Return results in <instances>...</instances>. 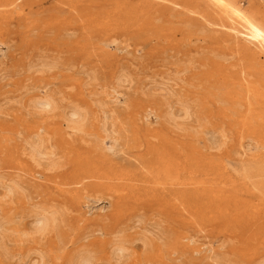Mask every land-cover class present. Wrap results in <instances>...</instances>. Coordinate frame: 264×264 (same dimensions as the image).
I'll list each match as a JSON object with an SVG mask.
<instances>
[{
    "label": "rangeland",
    "instance_id": "374dc122",
    "mask_svg": "<svg viewBox=\"0 0 264 264\" xmlns=\"http://www.w3.org/2000/svg\"><path fill=\"white\" fill-rule=\"evenodd\" d=\"M77 1H81L82 2L81 5H84L85 0H32V1L19 0L13 3L10 7L6 8L5 9L7 10L6 13L3 14L0 13V43L3 41L0 44V99L3 100L2 102L0 100V106L3 105V102L5 100L8 101L9 98L10 99L16 98V101L20 100L19 103H22L21 105L19 104L20 105L19 107L17 104H15V106L17 107L14 106L15 108L12 109L13 111L12 110L10 111L11 115L9 114V112L7 113L3 112L5 115L0 114V137L2 136L0 138V183H1L0 193L1 194L5 193L6 191L5 189L8 186L12 185L13 183L19 185L18 192L15 194V196L17 197L19 196V198L15 197L16 199L14 198L15 200L14 203L13 201L6 203L5 206L3 207V210H0L1 213L0 215L2 214L6 215L7 213V216L3 215L4 217H6V219H8L6 220V224H5L8 226L7 228L5 226V228L8 230L9 233L11 232L10 234L12 236H16L14 233L15 231L18 232L21 231L20 233H24L25 230L29 229L30 226L28 223H30L32 220L30 215L31 211H34L37 208L39 209V207L41 206L51 207L53 206V204L56 207L60 205H65L68 208L66 217H64L65 223L60 224L62 225V227H60V225L57 227L55 226V228L52 229V231H50L48 234L38 235L36 239L28 240L22 238L23 239L22 241L21 239L19 240L22 243H20L19 241H15V239L18 238L17 236L15 239L8 237L7 239V244L9 245L8 247L14 252L12 253L15 255V258L12 260V262L9 263L23 264L25 262V264H29L30 261L36 260L37 264H58L59 262H62V264H66L67 259L71 257L74 253H76L77 250L83 248H90L93 246L99 248L101 247L99 244L102 243L103 244L102 252H103L107 243L112 238V236L124 234L127 236V239L132 243L133 247H132V252L130 253L129 256L130 260L125 259L124 261H121V264L122 263L139 264L140 263L139 261H141L140 264L143 263L144 264H153V263L154 264H219V263L220 264H243V263L256 264L259 258L264 257V240H263L264 238H262L264 236L263 235L264 214L261 213L262 217H260V215L255 216L253 215L252 209H250V212L247 211L246 213H244L242 211L241 213L236 214L232 212V209L230 208L228 210L225 209L221 215H215V213L212 212L214 211L212 209L207 210L206 212H201V211L194 212L193 210H188V209L186 210L187 203L177 202L180 203L177 204L175 202L177 204V207L175 208L171 207V211H170V206L172 203H174L173 202L174 200L171 196L166 195L163 201L164 205L162 206L161 209V210L164 209L166 210L165 212L166 214H164L160 209L156 207L157 205L156 196L155 195L145 196V193L143 192L142 189L140 190L141 191L139 197L140 200H138V202H135L134 200L132 201L133 203L124 207L117 206L115 204L116 199L112 195L108 196L102 193L101 191L90 190L89 188H88L89 190L86 189V191H84L86 197L85 200L81 196H80L81 198L79 196L78 197L73 196L74 194H70L72 195L71 197L68 196L66 197L65 195L60 193L61 190L67 188L69 190H72V192H74V185L72 184L73 180L77 178V176L78 178H80L82 177V175H85L86 170L88 169L86 166H84L85 162L80 163L78 161L79 159H77L78 157H76V151L77 150L92 151L96 149L95 147L97 146V144L92 142V140L84 137V135L82 137V134L77 133L76 136L75 135L69 136V134H72V132L66 129V125H64L60 121V118L54 119L53 122L50 123L51 127L49 133L45 135V137L49 141L48 143L50 145L49 144L48 145L52 149V152L53 150L56 152L54 158L60 160V156H61V163L59 164L63 168L57 167V168L49 169L47 168L46 165H43L45 164L44 160H42V162L39 161L38 163L37 161L36 163L33 162V164L28 161L27 156L25 155V153H23L22 145L24 144L25 137H27V133L31 131V128L36 126L33 125V123L34 124H36V122L37 124L39 123V120L34 119L33 117H32L33 119H31V115H30L31 112L30 110H28V108H23L25 106V105L23 106V104H26L25 102L31 96H33L34 94L37 95V93L38 95H43L45 94V91L48 93L49 92L52 93V90L53 92L54 90H56V92L58 90V93H60L64 98L63 100L65 101V105L69 103H78V102L79 105H85V106H90L91 104L93 106V107L91 106V108L100 113L101 109L110 111L114 107V105L112 104L110 105L106 103L104 104V102L108 103L109 102L108 98L112 99L114 95H116L121 91L122 93L120 92L119 94H117L118 96L117 100L119 99L118 101H120L121 104H119L118 108L116 109H118L119 111L122 110L126 114L130 113V115L133 116L132 118L136 120V123L141 130L140 141H142V139L144 141L143 135L145 134L147 135L149 133L150 134L161 133L170 136L171 138L173 137L174 140L179 142L181 146L180 148L183 150H186L188 146L183 148L184 146L182 147V145H189V146H192V144L195 145L197 150L196 153L197 155L194 156L195 158L193 163L191 164L188 163V165L191 166L193 165V166L191 168L187 167L185 173L181 175L183 181L186 180V182H190V180L194 178L195 180L204 182V185L206 187H210L212 189L216 188L215 190L219 192L222 191L228 192L227 190L231 189L232 187L235 190H238L235 191V194H237L239 198L243 200L245 199V197H247L246 199L250 200L251 205L257 206L260 203H263L262 201L263 197H261L262 196L261 194L254 192L252 195H248L245 192H243L244 190L249 189L250 186L249 182L240 180L228 167L225 166L227 162H230L232 165H237L239 164L238 162L243 159L250 158L251 156L253 157V156L261 155V153H263V150L260 149L261 148L260 138L245 135L246 131H244L245 132L244 134L243 130H240V125L239 126L236 125L237 123H235V120L234 122L231 121L232 123L229 122V125L223 123L220 113H224V112L228 113L227 110L229 108L230 101L200 102V101H204L203 94L206 91L212 92L214 90L217 91L219 89V83H218L219 81L216 79L217 77L216 78L213 77L214 76L213 65H212L213 62L221 65H225V67L229 69L228 70L229 72L235 70L234 69L235 67L233 68V66L238 64V62L234 57L233 58L231 57L233 55L232 49L236 47L237 42L244 46L245 43H243L242 41L241 42L237 41L234 37V34L229 31H222L220 28L212 25L210 26L204 25L206 27L205 28L204 26H200V24H195L194 29H192V31L191 30L188 31V34H190V36L188 37L189 38L192 37V39H189L186 36V38H184L185 40H182L181 37L178 35L175 39V42L174 41L172 42V39L170 38L169 39L167 37L158 38L157 36L150 35L149 33L148 34L143 33L139 35L135 34L131 36L128 33L130 31H134V29L132 28L129 29L128 32L125 31L126 33H122V32L120 33L119 30L113 33V29L111 27L113 25L108 23L106 20L107 19L106 15L110 13L113 9L112 1L101 2L99 7L95 8L94 10H89L87 8L82 7L79 8L77 12H73L71 7L74 6ZM117 1H120V4L123 7L127 6L129 8L143 3V0H117ZM238 2L242 8H245L248 5V3L251 2L254 3L256 6H258L262 11H264V0H238ZM1 4H2V0H0V5ZM1 10L2 8L0 7V11ZM17 11L20 14L17 13ZM92 16L102 18L101 24L105 23L104 27L101 26L100 24L101 30H100V34L98 35L93 33L92 25L86 23L87 19ZM31 19L36 20L38 23V25L32 29L25 26L27 24L26 22L29 23ZM49 22H52V24L47 25L46 23ZM24 23L26 24L24 25ZM190 32L193 34H191ZM103 37L104 38L107 37V39L106 38L104 39ZM94 39L96 40L95 42L92 41ZM188 39L190 40L191 43L189 42ZM89 43L91 44V46H89ZM93 43L95 44L93 45ZM116 46L118 48H116ZM90 48H92L93 50H90ZM98 48L101 50H98ZM123 49L126 50L123 52L122 51ZM119 50L122 52H120ZM251 50L253 51L254 49L252 48ZM230 52L232 53L230 54ZM93 55L96 56L94 57ZM221 57L223 58L221 59ZM262 60H264V58ZM47 63L48 65L51 66L54 64L53 68L49 69L45 67L47 66ZM42 64H45L44 70L47 71L46 73H44L45 71H42L43 70ZM36 68L41 70H36L34 72ZM117 75L121 77L124 76L127 83L122 82V84H118V86H116L114 78ZM96 76H98L99 78L97 79ZM35 82H37L39 86ZM33 83L35 84V86ZM29 84L30 85L32 84V86H30ZM83 84L86 86H83ZM126 84H128L129 86ZM165 85H168V87ZM102 86H104V88ZM194 86L197 87V89ZM30 87H32L33 89L29 90ZM143 87L145 88L142 89ZM26 88L28 91L26 90ZM140 89H142L141 93H140ZM112 90L113 91L115 90L116 92L114 91L115 92L114 93L112 92ZM67 91L70 93H68ZM196 97L198 99H196ZM138 98L140 99L143 98L144 100L143 99L140 100ZM169 98L170 99L172 98V100H169ZM188 98H190V100ZM94 100L97 103H95ZM154 101H156L157 103L155 102L156 103L155 104ZM173 101H175V104ZM102 102L104 106L101 104ZM186 102L187 103L189 102L190 105L192 104L191 105L192 108L195 102L205 104V105L202 104L201 107L204 106L207 107L206 111L203 110V112L206 115V120H205V123L207 122L205 124L206 128L199 130L198 132L200 133L190 134V132L183 130L186 128L188 130L191 128L192 130L193 129L192 127L195 128L198 125L197 117L199 114H198V110L196 111L195 108L193 109L191 108L193 111L190 110L191 111L190 116L186 118V120L182 119V115H181L182 113L180 112V109H182V107H185L187 105ZM217 102L219 103V105ZM160 103L162 105L164 104L165 105L162 106ZM223 104H225V106ZM235 107H236L235 109L240 112L241 111L246 112L249 106L242 105L241 107H243V109L241 110L240 108H238L239 106H235ZM256 107L257 106L255 105L254 106L255 110ZM147 108L148 110L150 109V111H147ZM129 109H131V111ZM24 110L25 112H23ZM145 111L147 113L149 112V114L146 115V113H144ZM194 111L197 113H195ZM175 112L178 115L180 114L179 117H181L178 118V121L180 122L179 125L182 122H184L180 126L179 125L173 126L174 124L171 122L167 123L168 121L167 118L170 117L166 116V113H175ZM18 114L21 116L19 117ZM195 115L197 116L195 117ZM146 116L147 119L146 120L144 119L143 121V117L145 118ZM24 117H25V121H24ZM234 118L236 119L237 116H234ZM14 122L17 125H15ZM183 124L186 126H184ZM188 125L192 127L189 128ZM58 129L60 130L58 131ZM109 129L110 126L109 128L107 126V130ZM215 129H217V131ZM263 129L260 130L261 133L260 135L262 136H264ZM209 131H214V132L216 131L217 134H212V133L210 134ZM204 132L205 133L207 132L208 134L205 135ZM221 132H223L225 135V138L223 140L221 139ZM110 134L112 137L110 136ZM102 136L105 137V139L107 138L106 140H104V146L102 148L98 147L97 149L98 151L94 150L95 151L94 157L96 160H98L96 166L98 167L99 171L105 170L104 168L109 166L126 168L127 167L126 163L123 161L124 158H122L124 157V152L126 150L125 146L122 143L119 142L116 143L117 136L111 130L102 133ZM242 136H244L246 140L245 139L241 140ZM209 138L211 139L209 140ZM3 139L6 140L4 141ZM8 139L11 141H7ZM113 139L115 143L113 142ZM206 139L212 142L211 144L212 147L210 146V149L208 148V150L206 148L208 147L207 146L208 144L205 142ZM108 140L110 141L108 142ZM6 141L7 144H5ZM151 142L154 143V140L151 139ZM242 142L243 144L245 143L244 144L245 147L243 148L240 147ZM249 142L252 145H250ZM214 143L217 146V148L214 146ZM107 144L108 146H106ZM118 144L121 146V148ZM109 147L113 149L111 150ZM114 147L117 149L118 152L121 149L122 150L120 151V153H118L116 149H114ZM246 147L249 149H247ZM107 149H110L111 152ZM200 149L201 150L203 149L202 150L203 152ZM113 151L116 152L114 153ZM185 154L187 153L183 152L182 157H185L186 156ZM102 159L106 160L105 161L106 165L103 164L102 161H100ZM111 168L112 167H110V169ZM76 169L77 170L79 169L78 171L79 173L74 174L73 172L74 170L76 171ZM81 169L82 172H80ZM132 170H134L135 172L136 167H133ZM33 173L35 174L37 173V174L35 175ZM87 184H88V180H84L83 185L86 186ZM26 188L27 190H25ZM96 192H98L99 194ZM26 194L30 197L26 196ZM88 198H89V202L87 200ZM30 199H33V201ZM43 201H45L46 203L48 202L49 204H45ZM39 202L40 203L43 202L44 204L43 203L37 204ZM84 202H88L89 204L87 205L88 207H85L86 209L83 206ZM208 203L209 202L206 200V204L202 201L200 205L202 204L203 206H206L208 205ZM90 205L92 206L90 207ZM21 206L23 209L21 208ZM93 206L94 208H92ZM17 208H19L20 210L18 211ZM15 212L18 215L15 214ZM117 214H119V217H117ZM82 216L84 217V219ZM239 216L241 217V220H239L240 219ZM84 220H86V222H84ZM87 220L90 222H88ZM81 221L83 222L81 223ZM9 222L11 223L10 225ZM77 222L80 223V225ZM235 222L236 223L238 222V224H236ZM77 226L79 227V229L80 228L81 229L79 230ZM68 227L69 228L71 227L70 228L71 230ZM162 227H165L166 230H170V229H171L170 231L174 230L178 235L180 234L181 237L182 236L187 237V235L189 237V238L187 237L188 239H186L183 243H181V245L175 250L174 255L172 253L174 251L173 250L174 248L171 246L170 243L168 242L165 243V241H167L163 237V230L165 229ZM159 229L161 231H159ZM56 230L57 231L59 230V232L56 233ZM78 231L80 233H78ZM157 234L159 236L155 238ZM259 236L262 237L258 238ZM59 239H63V240H59ZM78 239H79L78 241L79 243L76 241ZM11 240H13L14 242L13 241L11 242ZM58 240L61 243H63V245L60 244ZM136 242L137 244L134 245V243ZM12 243L13 244L15 243L14 244L15 247L14 246L11 247V245H13ZM16 245L22 247H18ZM61 245L65 247H62ZM163 245H165V247H163ZM194 247H195L194 249L195 251L193 250ZM255 247L258 249L260 248L261 251L258 249H254ZM251 248L253 252L251 251ZM142 250H144V252ZM148 250H150L151 252L150 251L148 252ZM250 251L252 252V254L250 253ZM33 252L35 254H33ZM145 253L146 256H144ZM156 253L161 255L162 259L163 258L164 259L163 260L161 259L159 261L155 260L154 256L156 255ZM254 255L255 258H252L254 257ZM17 256L20 258H18ZM37 257L39 258L38 261L39 263L37 262L38 260ZM60 257H62V259H60ZM40 258L42 259L45 258L43 259L44 262ZM27 259L29 263H27L28 262ZM16 260H18L19 262ZM40 260L42 263H40ZM245 261L248 263H246Z\"/></svg>",
    "mask_w": 264,
    "mask_h": 264
},
{
    "label": "bare ground",
    "instance_id": "6f19581e",
    "mask_svg": "<svg viewBox=\"0 0 264 264\" xmlns=\"http://www.w3.org/2000/svg\"><path fill=\"white\" fill-rule=\"evenodd\" d=\"M16 1H19V0H2V4L0 5V7L2 8V10L0 11V13H2V14L3 13H6L7 10H5V9L8 8V7H10ZM30 1H32V0H30ZM107 1H112V4H113L112 11L106 15L107 22L110 23V24H112L115 27V29H114V27L111 26L112 29H113V33L116 32V31H118V30H119L120 33L121 32L122 33H126L125 31L128 32L129 29L132 28V29H134V31H130L128 33L131 36L132 35H135V34H138L139 35V34H143V33H145V34H148L149 33L150 35L157 36L158 38H166V37L168 39L170 38V39H172V42L173 41L175 42V39H176V37L178 35L181 37L182 40H185L184 38H186V36L187 37L190 36V34H188V31H190V30L192 31V29H194V27H195V24H200V26H204V25L210 26V25H212V26H215V27L220 28L222 31H229V32H231V33L234 34V37H235V39L237 41H240V42L242 41L243 43H245V46H244V45H241L240 43L237 42L236 43V47L234 49H232L233 50V53L230 52V54L231 53L233 54L231 57L232 58L234 57L237 60V62H238V64H236V65L233 66V68L235 67L234 68L235 70H232V71L229 72L228 71L229 69H227L225 67V65H221V64H218V63H214L213 62V64H212L213 65V75H214L213 77L214 78L217 77L216 79L219 81L218 82L219 83V89L217 91L214 90L212 92L211 91H206L204 93L205 96L203 94V100L204 101H200V102H207V101H214V102L215 101H218V102L223 101L224 102V101H230V105H229V108L227 110V112L229 114L226 113V112L220 113L221 119L223 120V123L229 125V122L232 123L231 121L234 122V120H235V123H237L236 125L237 126L240 125V130H243V133L244 134H245L244 131H246V134L245 135H249V136H254V137H259L260 138V141H261V148L260 149L263 150V153H261V155H257V156H253V157L251 156L250 158L243 159V160L239 161L238 162L239 164H237V165H232L230 162H227L225 166L228 167L240 180H242V181H248L249 182V184H250L249 189H246L243 192H245L248 195H252L254 192H257V193L261 194L262 195L261 197H263L262 198L263 203H260L257 206L256 205L255 206L251 205L250 200L249 199H246L247 197L244 196L245 199H243V200L241 198H239V196L237 194H235V191H238V190H235L232 187H231V189L227 190L228 192H226V191L219 192V191H216L215 190L216 188L215 189H212L210 187H206L204 185V182L199 181V180H195L194 178L191 179L190 182H186V180L183 181L181 175L183 173H185L187 167H190L191 168L193 166V165L192 166L191 165H188V163H190V164L193 163L194 162V158H195L194 156L197 155L196 154L197 153V150H196L195 145H193L192 143H189V144H192V146L182 145V147L184 146L183 148H185L186 146H188L186 148V150H183V149L180 148L181 146H180L179 142L176 141V140H174L173 137L171 138L170 136H167V135H164V134H161V133H151V134L149 133L147 135L145 134V135H143L144 141H143V139H142L143 142L140 141V137H141V134L140 133H141V130H140L139 126L137 125L136 120L134 118H132L133 116L130 115V113L129 114L128 113L126 114L122 110L119 111L118 109H116V108H118L119 104H121V102L118 101L119 99L117 100V97H118L117 94H119L121 91L119 93H117L116 95H114L112 99L108 98L109 99V102L108 103L103 101L104 104L105 103L106 104H110V105L112 104V105H114V107L110 111H106L105 109H104L105 110L104 111L103 109H101L100 113L97 112V111H95L94 109H92L91 108V106H92L91 104H90V106H85V105H79L78 104L79 102H78V103H69V104H66L65 105V101L63 100L64 98H63V96L60 93H58V90H57V92H56V90H54V92L52 90V93L51 92L48 93V92L45 91V94H43V95H38V93H37V95L34 94L26 102L24 101L26 104H23V106L25 105L23 108H28V110H30V112H31V114H30L31 115V119L34 118V119L39 120V123L38 124H37L36 121H35L36 124L33 123V125H36V126H34L33 128H31V131H29L28 133L26 132L27 133V137H25L24 144L22 145L23 153H25V155L27 156L28 161L33 164V162L36 163V161H37V163H38L39 161L42 162V160H44L45 161V164H43V165H46L47 168H49V169L50 168H57V167L59 168V167H61L60 164H59V163H61V156H60V160H57V159L54 158V156L56 155V152L54 150L52 152V149L49 146L50 144L48 143L49 141L45 137V135H47L49 133V130H50V127H51L50 123L53 122L54 119L60 118V121L64 125H66V129H68V130H70L72 132V134H69L68 133L69 136H72V135H75L76 136L77 133H79V134H82V137L84 135V137L92 140V142H94L95 144H97V146L95 147L96 149H94V150H97L98 147L102 148L104 146V140H106L107 138L105 139V137L102 136V133L108 132L109 130H111L117 136L116 143H118V142L119 143H122L125 146V148H126V150L124 152V157H122V158H124L123 161L126 163V166L127 167L124 168V167H115V166L113 167V166H109V167H105L104 168L105 170L99 171L98 167L96 166L98 160H96L95 157H94V155H95L94 154L95 153L94 150H92V151H89V150H87V151H79V150H77L76 151V157H78L77 158V159H79L78 161L80 163L85 162L84 163V166H86L88 169L87 170L85 169L86 170V174L85 175H82V177H80V178H78V176H77V178H75L73 180V183L72 184L74 185V192H72V190H69L67 188V189L61 190L60 193H62L66 197L67 196L68 197H71L72 195H70V194H74L73 196H76V197H78V196L80 197L81 196L85 200L86 197H85L84 191H86V189L89 188L90 190H98V191H101L102 193H104V194H106L108 196H111L112 195L116 199V203L115 204L117 206H123L124 207V206H128L131 203H133L132 201H134V200H135V202H138V200H140L139 199L140 194H141V191L140 190L142 189L143 192L145 193V196H148V195H155L156 196V203H157L156 207L158 209H160V210L162 209V206L164 205L163 204L164 197L167 195V196H171L173 198V200H174L173 201L174 203H172L171 206H170V211H171V207L172 208H175V207H177V204H180V203H177V202H184V203H187L186 204V210L187 209L188 210H193L194 212H198V211L206 212L207 210L212 209V210H214L212 212H214L215 215H221L222 212L225 209L228 210L230 208L232 209V212H234L236 214H239L242 211L244 213H246L247 211L250 212V209H252L253 210V215H255V216H259L260 215V217H262L261 216V213L264 214V136L260 135L261 134L260 133V130L264 128V60H262L264 58V11H262L258 6H256L254 3H251V2L248 3V5L245 8H242L241 5L239 4L238 0H143V3L142 4H140V5L138 4V5L133 6V7H130V8L127 7V6H124L125 7L124 8L120 4V1H117V0H85L84 5H81V3H82L81 1H77L76 4L74 6H72L71 8H72V11L73 12H77L79 10V8H82V7L87 8L89 10H94L95 8H98L99 7V5H100L101 2H107ZM100 12H101V10H100ZM17 13H19V12L17 11ZM17 17H19V16H17ZM17 17H15V18H17ZM101 19L102 18H100V17H93L92 16V17H89L87 19V21H86V23H89V25H92L93 33H95L96 35L100 34L101 26H103V27L105 26V23L101 24L102 23ZM26 23H24V25L26 24L25 26H27L30 29L35 28L38 25L37 21L36 20H32V19H31V21H29V23L28 22H26ZM46 24L47 25H51L52 22H49V23H46ZM100 24H101V26H100ZM27 27H25V28H27ZM63 27H65V26H63ZM86 30H88V29H86ZM90 30H91V28H90ZM191 34H193V33H191ZM65 35H66V33H65ZM224 36H226V35H224ZM105 38L107 39V37H105ZM189 39H192V37L189 38ZM92 41L95 42L96 40L94 39ZM189 42H190V40H189ZM90 43H89V46H91ZM100 43H102V42H100ZM94 44L95 43H93V45ZM96 45H99V44H96ZM106 46H107V44H106ZM251 47L254 49L253 51L251 50L252 49ZM116 48H118V47L116 46ZM90 50H93V49L90 48ZM98 50H101V49L98 48ZM114 50H116V49H114ZM125 50L123 49L122 51L124 52ZM122 51H120V52H122ZM165 52H166V50H165ZM219 56H221V55H219ZM90 58H91V55H90ZM222 58L223 57H221V59ZM213 59H214V57H213ZM167 60H166V62H167ZM228 61H229V59H228ZM39 62H40V60H39ZM177 62H179V61H177ZM233 62H234V60H233ZM36 63H34V64H36ZM181 63H183V62H181ZM45 64H42V68H43L42 71H45L44 70L45 67H47L49 69L50 68L52 69L53 68V65H54L53 64L51 66V65H48V63H47V66L44 67ZM38 65H40V64H38ZM63 65H65V64H63ZM120 66H122V65H120ZM66 67H68V66H66ZM36 70H41V69H37L36 68L34 70V72ZM61 70H60V72H61ZM121 71H122V69H121ZM46 72L47 71H45L44 73H46ZM63 72H65V71H63ZM68 72H70V71H68ZM82 76H84V75H82ZM96 77H97V79L99 78L98 76H96ZM56 79H57V77H56ZM131 79H132V77H131ZM166 79H168V78H166ZM83 80H84V78H83ZM114 80H115L116 86H118V84H122V82H124V83L126 82V79L124 78V76L121 77V76H118L117 75L114 78ZM37 82H35V83L37 84ZM175 82H176V80H175ZM84 84H83V86H86ZM126 85H128V84H126ZM169 85H171V84H169ZM30 86H32V84ZM34 86H35V84H34ZM100 86H101V84H100ZM165 86L168 87V85H165ZM44 87H45V85H44ZM102 87L104 88V86H102ZM144 88L145 87H143L142 89H144ZM195 88L197 89V87H195ZM30 89H33V88L30 87L29 90ZM142 89H140V93L142 92L141 91ZM26 90H27V88H26ZM110 90H111V88H110ZM114 91L112 90V92H114ZM173 91H171V92H173ZM145 92H147V91H145ZM68 93H70V92H68ZM124 94H126V93H124ZM128 94H130V93H128ZM175 94H176V92H175ZM57 95H59V96H57ZM106 96H108V95H106ZM144 96H145V94H144ZM179 97H181V96H179ZM138 99H140V98H138ZM142 99H140V100H142ZM163 99H164V97H163ZM188 99L190 100V98H188ZM196 99H198V98L196 97ZM95 100H97V99H95ZM110 100H112V101H110ZM169 100H172V98L171 99L169 98ZM2 101L3 100H1V102ZM19 101H16V98H12V99L9 98L8 101L5 100L3 102V105L0 106V114H4V113H7V112H9V114H10V111L12 109H14L15 107H17V106H15V104H17L18 107L22 104V103H19ZM105 101H107V100H105ZM103 102L101 103L102 105H103ZM155 102L156 101H154V103ZM173 102L175 104V101H173ZM95 103H97V102L95 101ZM188 103H187V105L185 107H182V109H180V112L182 113L181 114L182 115V119L183 120L184 119L186 120V118H188L190 116V112H191L190 110H192L193 108H195L196 111L198 110V114H199V115L197 114L198 115V117H197L198 125L195 128L188 125L189 128L192 127L193 129L191 130V128H190L188 130L186 128V129H183V130L184 131H187V132H190V134L191 133H194V134L200 133V132H198L199 130H202V129H205L206 128V126H205V124L207 123V122L205 123L206 115L203 112V110L206 111L207 107L206 106L201 107V105L203 103L195 102V104L193 105V108H192L191 107L192 104L190 105V103H189V105H188ZM124 104H126V103H124ZM254 104L257 106L256 107V110L254 108V106H255ZM98 105H97V107H98ZM153 105H152V107H153ZM164 105H162V106H164ZM203 105H205V104H203ZM218 105H219V103H218ZM223 105L225 106V104H223ZM242 105H248L249 106L248 109L246 110V112L245 111H241L240 112V111H238V110L235 109L236 108L235 106H239L238 108H240V110L243 109V107H241ZM226 106H227V104H226ZM167 107H169V106H167ZM108 109H109V107H108ZM131 109H129V110L131 111ZM151 110H153V109H151ZM172 110H174V109H172ZM20 111H21V109H20ZM20 111H19V113H20ZM126 111H127V109H126ZM147 111H150V109L148 110V108H147ZM23 112H25V110ZM176 112L175 113H166V116H169L170 117V118H167L168 119V121L166 120L167 123L171 122V123L174 124L173 126H177L180 123L178 121V118H181V117H179L180 114L178 115L177 114L178 112L177 113ZM144 113H146V115L149 114V112L147 113L146 111ZM195 113H197V112H195ZM18 115H16V116H18ZM137 115H139V114H137ZM197 115H195V117ZM20 116L21 115H19V117ZM234 116H237V118L235 119ZM135 117H137V116H135ZM154 118H155V116H154ZM28 119H26V120H28ZM144 119L146 120L147 119V116L145 118L143 117V121H144ZM211 119H213V118H211ZM3 121H1V122H3ZM13 121H14V119H13ZM24 121H25V117H24ZM30 122H31V120H30ZM182 123H184V122H182ZM3 124H5V123H3ZM143 124H144V122H143ZM15 125H17V124L15 123ZM107 126H108V128L110 126V129L109 130H107ZM184 126H186V125H184ZM209 127H210V125H209ZM59 130L60 129H58V131ZM170 130H172V129H170ZM215 130L217 131V129H215ZM216 131L215 132L214 131H209V133L210 134L211 133L212 134H217ZM207 134L208 133L206 132L205 135H207ZM110 136H111V134H110ZM110 136H109V138H110ZM214 136H216V135H214ZM214 136H213V138H214ZM244 136L241 137V140H244L245 139ZM224 138H225V135H224L223 132H221V139L223 140ZM151 139L154 140V143L151 142ZM210 139L211 138H209V140ZM221 139H220V141H221ZM209 140L206 139V141H205L208 144V145L205 144V145L208 146V147H206L207 150H208V148L210 149V146L212 144V142L209 141ZM7 141H11V140L8 139ZM7 141H6V143L5 142L4 143L7 144ZM109 141L110 140H108V142ZM247 141H249V140H247ZM113 142L115 143L114 139H113ZM244 144L242 142L241 145H240V147H242V148L245 147ZM250 145H252V144L250 143ZM106 146H108V144ZM114 146H115V144H114ZM214 146L217 148V146L215 145V143H214ZM116 147H117V145H116ZM100 148H99V150H100ZM120 148H121V146H120ZM216 148H215V150H216ZM110 149L112 150L113 148H110ZM110 149H107V150L110 151ZM114 149H116V148L114 147ZM247 149H249V148H247ZM116 151H117V149H116ZM116 151H113V152L115 153ZM120 151L119 152L117 151V152L120 153ZM113 152H112V154H113ZM183 152L187 153V154H185L186 155L185 157H182ZM102 153H104V152H102ZM57 154H59V153H57ZM100 161H102V163L106 165V162H105L106 160L105 159H102ZM110 167H112V168L110 169ZM133 167H136V171L135 172H134V170H132ZM61 168H63V167H61ZM78 171H79V169L78 170L76 169V171L74 170L73 173L74 174L79 173ZM80 172H82V169H81ZM33 174H35V173H33ZM191 174H192V172H191ZM210 179H211V177H210ZM84 180H88V184L86 186L83 185ZM35 182H36V180H35ZM29 186H31V185H29ZM18 188H19V185L16 184V183H13L12 185L8 186L5 189L6 190L5 193H2V194L0 193V210H3V207L5 206L6 203H9L11 201H13V203L15 202L14 198L17 197V196H15V194L18 192ZM25 190H27V188ZM25 190H24V192H25ZM0 191H1V189H0ZM30 191H31V189H30ZM96 193H98V192H96ZM27 194H26V196H28ZM225 194H227V195H225ZM234 194L237 195L238 197L235 196ZM28 197H30V196H28ZM17 198H19V196ZM252 199H253V197H252ZM257 199H259V198H257ZM26 200H28V199H26ZM30 200L33 201V199H30ZM87 200L89 202V198ZM91 200H93V199H91ZM206 200L209 202L208 205H206V206H203L202 204L200 205V203L202 201L206 204ZM43 202L45 204H49L48 202L47 203L45 201H43ZM88 202H84V204H83L84 208L85 207H88L87 206V205H89ZM97 202H99V201H97ZM19 203H18V205H19ZM42 203L39 202L37 204H42ZM14 206H15V204H14ZM91 206L92 205H90V207ZM96 206H98V205H96ZM105 206H107V205H105ZM21 208H22V206H21ZM30 208H31V206H30ZM92 208H94V206ZM17 209H18V211L20 210L19 208H17ZM164 210H161V211L164 214H166L165 213L166 210L165 211ZM23 211H25V210H23ZM67 211H68V208L65 205H60V206H57L56 207V206H54V204L51 207L41 206V207H39V209L37 208L34 211H31V214L30 215H31L32 220H31L30 223H28L29 226H30L29 229L28 230H25L24 233H20L21 231L20 232H18V231H15L14 232L15 235L18 238H16V236H12L10 234L11 232L9 233L8 230L6 229L8 225H5V224H6V220H8V219H6V217L3 216L5 214L0 215V264H10L9 262H12V260L15 258V255L13 254L14 252L11 249H9V247H8L9 246L7 244L8 237H11V238H14V239L16 238L15 241H19L20 239L22 241L23 240L22 238H25V239H28V240L29 239H36L38 237V235L48 234L50 231H52V229L55 228V226L57 227L60 224H64L65 223L64 217H66ZM6 212H7V210H6ZM6 212H4V213H6ZM90 213H91V211H90ZM15 214H17V213L15 212ZM248 214H250V213H248ZM17 215H16V217H17ZM5 216H7V213H6ZM117 217H119V214H117ZM159 218H160V216H159ZM19 219H16V220H19ZM83 219H84V217H83ZM239 220H241V217H240ZM260 220H261V218H260ZM82 222L83 221H81V223ZM84 222H86V220H84ZM88 222H90V221H88ZM130 222H131V220H130ZM173 222H175V221H173ZM154 223H156V222H154ZM165 223H167V222H165ZM222 223H223V221H222ZM10 224L11 223L9 222V225ZM78 224L80 225V223H78ZM236 224H238V222ZM5 226H6V228H5ZM13 226H14V224H13ZM78 226H77V228L79 229ZM60 227H62V225H60ZM83 227H85V226H83ZM68 228H67V230H68ZM162 228L165 229V227H162ZM170 230H166V229L163 230V237L167 240V241H165V243L166 242L170 243L171 246L174 248L173 249L174 251L172 252L173 255H174L175 250L181 245V243H183L189 237H188V235H187L188 238L187 237H183V236L181 237V235L180 234L178 235L174 230L173 231H170ZM159 231H161V230L159 229ZM57 232H59V230L58 231L56 230V233ZM78 233H80V232L78 231ZM8 234H10V235H8ZM74 235H75V233H74ZM56 236H57V234H56ZM153 236H155V235H153ZM158 236L159 235L157 234V236L155 238H157ZM80 237H82V236H80ZM83 237H84V235H83ZM260 237H262V236H259L258 238H260ZM134 238H135V236H134ZM262 238H264V236ZM79 239L76 240V241L78 242ZM51 240H53V239H51ZM59 240H63V239H59ZM59 240H58V242H60ZM12 241L13 240H11V242ZM48 241H49V238H48ZM159 241H161V240H159ZM262 241H261V243H262ZM20 243H22V242H20ZM51 243H52V241H51ZM261 243H259V244H261ZM14 244L11 245V247L14 246ZM47 244H48V242H47ZM60 244L63 245V243H61V242H60ZM136 244H137V242L134 243V245H136ZM190 244H191V242H190ZM18 245H16V246H18ZM99 245L101 246L99 248L96 247V246L95 247L93 246V247H90V248H83V249L77 250L76 253H74L71 257H69L67 259L66 264H95V263H97V264H119L120 263L121 264V261H124L125 259L128 260L130 258L129 256H130V253L132 252V247H133L132 243L127 239V236L124 235V234L112 236V238L107 243V245H106V247H105V249H104L103 252H102V250H103V244L100 243ZM18 247H22V246H18ZM62 247H65V246H62ZM134 247H136V246H134ZM163 247H165V245H163ZM166 247H168V246H166ZM252 248H251V251H252ZM194 249H195V247L193 248V250ZM254 249H258V248L255 247ZM191 250H192V248H191ZM258 250H260V248ZM31 251H33V250H31ZM142 251L144 252V250H142ZM149 251L150 250H148V252ZM251 251H250V253L252 254L253 251L252 252ZM27 252H28V250H27ZM33 254H35V253L33 252ZM193 254H192V256H193ZM169 255H170V252H169ZM21 256H23V255H21ZM52 256H54V255H52ZM144 256H146V253H145ZM18 258H20V257H18ZM238 258H239V256H238ZM252 258H255V255ZM37 259H38L37 260V262H38L39 261V258L37 257ZM40 259L43 261V259H45V258H43V259L40 258ZM60 259H62V257H60ZM154 259L157 260V261H159V260L162 259V257H161V255H159V254L156 253V255L154 256ZM41 260H40V263H42ZM168 260H169V258H168ZM16 261H18V260H16ZM27 261H28V259H27ZM139 262L141 263V261H139ZM27 263H29V261ZM30 263L31 264H37L36 263V260L30 261ZM246 263H248V262H246ZM23 264H25V262ZM58 264H62V262H59ZM122 264H125V263H122ZM256 264H264V257L259 258L258 259V262Z\"/></svg>",
    "mask_w": 264,
    "mask_h": 264
}]
</instances>
